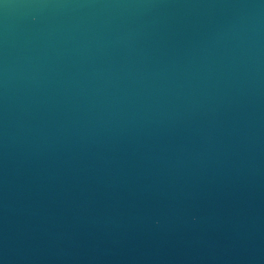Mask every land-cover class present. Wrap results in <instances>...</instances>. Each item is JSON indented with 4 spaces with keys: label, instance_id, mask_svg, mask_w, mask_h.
I'll list each match as a JSON object with an SVG mask.
<instances>
[{
    "label": "water",
    "instance_id": "obj_1",
    "mask_svg": "<svg viewBox=\"0 0 264 264\" xmlns=\"http://www.w3.org/2000/svg\"><path fill=\"white\" fill-rule=\"evenodd\" d=\"M0 264H264V0H0Z\"/></svg>",
    "mask_w": 264,
    "mask_h": 264
}]
</instances>
